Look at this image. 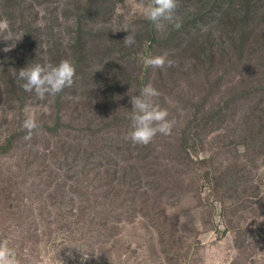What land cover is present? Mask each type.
Listing matches in <instances>:
<instances>
[{"label": "rangeland", "instance_id": "1", "mask_svg": "<svg viewBox=\"0 0 264 264\" xmlns=\"http://www.w3.org/2000/svg\"><path fill=\"white\" fill-rule=\"evenodd\" d=\"M102 1L108 6L125 3L124 0ZM257 1L261 2L177 0V6H183L193 12L192 15L184 16L185 20L179 22L181 14L178 11L179 15L175 13L171 20L159 21L161 27L157 29L145 18L144 8L138 7L141 2L145 8L150 6L151 0H129L140 12L137 16H142L139 18L142 26L137 25L128 12H105L108 8L100 1L27 0V31L23 32L28 41V36L33 40L29 42L31 47L22 46L23 58H31L23 67H32L36 60L41 65H57L61 60H68L79 66L76 73L83 77L88 88L72 85L64 90L62 130L46 133L40 124L34 138L31 134V139H25L28 133L19 145L11 147L7 138L1 143L0 241H8L9 247L15 250L18 264H58V261L90 264L93 260L96 264H105L111 255L120 264H175L173 256L179 247L172 250L161 246L152 237L160 238V232L166 235L162 222L174 221L171 214L180 207H187L186 200L177 193L174 194V210L168 204L173 198L160 195V212L156 216L158 209L154 204L148 220L161 222L147 226L143 222L147 221V210L138 212L128 207V221L117 227L114 221L118 213H88L80 205L90 199L89 195L94 187L101 185L108 170L117 175L115 182L120 185L124 184L129 167L145 164L139 169L141 172L156 162L170 164L174 174L200 190L199 198H194V211L181 219L193 223V230L186 234L190 238L189 261L264 264L262 156L258 167L254 168L249 160L246 161L247 157L238 155L247 152L252 158L260 142L264 145V46L261 54L256 50L250 54L241 52L235 46L239 35L256 43L259 39L264 45V0ZM224 16H229L239 29L228 27L230 22ZM97 17L99 22L95 21ZM242 18L246 22L241 25ZM85 22L96 27L89 30ZM7 31H10L8 27ZM16 33L17 30L15 36ZM128 34L135 37L136 42L131 46L123 41ZM148 38L154 45L165 41L163 46L169 45L174 58L182 60L185 69L197 77L189 76L200 82L199 98L203 93L206 96L205 111H219L223 117L233 114L235 129L228 128L225 123L221 157L217 151L222 140L214 147L204 135L195 136L198 114L193 117L194 99L189 103L185 99L182 101L179 120L174 126L178 137L179 130L190 122L185 131L187 140L176 143L167 135L168 145L160 148L155 156L148 154V145L134 144L130 140L131 124L126 134L112 143L111 128L103 121L99 123L102 111L109 110V105L98 107L108 75H102L106 79L103 82L105 79L100 78L93 65H104L110 71L109 59L119 54L128 56L131 61L132 56L144 53L143 44ZM219 38L224 41L221 47H212L213 40ZM46 42L51 46L44 47ZM209 53L213 66L206 73L205 59ZM6 73L4 67L2 74ZM57 101L50 96L39 99L30 92L23 98L22 105L59 114L62 106ZM124 105L122 102L113 105L110 117L122 119ZM22 110L26 117L31 114L39 123L35 109L22 106ZM211 129L208 126L206 132ZM67 138L73 140L70 150H57L56 141L65 142ZM241 145L244 151H238ZM144 157H150L146 163ZM87 160L90 164L97 162L93 168L91 166L94 171L87 166ZM98 167L100 170L95 174ZM238 170L243 172L241 178L234 177ZM136 174L130 171V176ZM239 187L241 195L237 191ZM249 206L254 207L252 221L246 227L235 228L237 215ZM7 210L12 213L6 214ZM59 221L73 230V241L63 250L60 246L52 251L57 253L56 260H52L48 252L51 241L59 235ZM174 229L175 232L182 230L175 221ZM116 244L118 251L114 248ZM106 247L110 255L103 259ZM73 251L77 257L72 256ZM64 255L71 257V263Z\"/></svg>", "mask_w": 264, "mask_h": 264}, {"label": "trees", "instance_id": "2", "mask_svg": "<svg viewBox=\"0 0 264 264\" xmlns=\"http://www.w3.org/2000/svg\"><path fill=\"white\" fill-rule=\"evenodd\" d=\"M76 1H100L108 11H116V12H128L129 15L136 19V24L142 26V16H137L140 12L133 7L129 0H124L123 5L111 4L108 6L107 2L102 0H76ZM245 3L247 0H244ZM256 2H261L257 1ZM27 0H0V21L6 20L8 23L7 29L0 30V147L1 143L5 141L7 138L8 143L12 147L13 145H19L24 141L25 134H28V131L23 128V122L26 119L25 111L22 110V106L27 109H35L36 118L39 121L38 126L42 124L43 129L46 133H52L59 130H62V119L65 113V105L61 102L65 95L64 89L63 92L55 96L58 100L57 102L62 106V110L60 113H54L48 110L41 109L36 106H25L22 105L23 98L27 97L30 92H25L21 87L23 81L17 79V73L20 68H24L23 64L30 59L23 58L22 46L28 45L31 47L29 42L33 40L30 36H28L29 41L27 40V34H24L23 31H27ZM264 3V2H263ZM181 14V18L179 20H185L184 16L190 17L193 12L188 11L183 6H177L175 11L172 14V17ZM140 18V19H139ZM224 19L230 22V25L227 24L228 27H232L234 30L239 29L238 26L231 20L229 16H224ZM95 21L99 22L100 18L97 17ZM103 21H101L102 23ZM245 19L242 18L240 24L245 23ZM86 25H89V30L96 27L89 22H85ZM263 29V28H261ZM17 30L16 36L14 35ZM22 33V34H21ZM21 34V35H20ZM15 42V43H14ZM152 43V44H151ZM224 43V41L219 38L217 40H213L212 47H221L220 44ZM165 41L162 44L154 45L152 39L149 38L143 44L145 49L144 53L132 56L131 61H129L128 56L125 55H115L109 59L112 64H109V68L111 71L107 69L104 65H93L95 67V71L98 72L101 79H105L102 75L105 73L108 75L107 86L102 88V98L100 99V103L98 107L105 108L109 105L108 112L102 111V116L99 118V123L102 121L104 125L111 128V142L117 143L118 137L121 135H125L128 129V125L131 124L130 121V111L132 109V105L130 103V99L132 96L139 95L142 92V89L146 85H151L155 88L160 95L158 97L153 98V102L158 104L161 108L166 109L169 113V120H174V126L176 122L179 120L180 109L182 101L185 99L188 103L191 99L195 100V103L191 105L193 110V117H197L198 114V123L195 136L204 135L207 140L212 143L214 147L218 145V143L222 140L220 147L217 151L218 157H221V151L224 147L223 145V137H226V125L228 123V128L230 126L233 127V114L227 115L223 117L219 111L210 112L208 109L205 111L203 106L206 101V96L204 93L200 96V82L191 79L190 77L197 78L189 69H185V64L182 60H177L174 58V54L171 51V47L167 45L163 46ZM44 47L51 46L50 42L43 43ZM162 46V48L159 47ZM236 48H238L241 52H247L248 54L253 53L256 50L257 54H261L263 50V43L261 40L255 41L249 39H243L240 35L237 36L236 40ZM5 49H9L5 51ZM155 49V50H154ZM48 52V50H47ZM41 52L40 54H42ZM163 56L166 61L171 60L174 62V66L168 67L167 64L163 69H154L146 65L145 61L148 58ZM39 61H35V64H38ZM55 66V65H53ZM116 67L118 70L114 67ZM206 73L212 65L211 55L210 53L207 55L205 59ZM6 67L7 73L2 74V69ZM79 66L75 65V69L77 70ZM220 69V68H219ZM187 72V75L185 72ZM190 76V77H189ZM82 76L80 74L75 73L73 86L79 88L80 85L84 88H88L85 84V81H82ZM106 79L103 81L105 82ZM196 84H198L196 86ZM20 99V100H19ZM60 101V102H59ZM117 102H122L125 105L123 106V114L122 119L117 117H110V108L117 104ZM126 115L129 117L127 118ZM83 122V120L81 121ZM190 122L182 129L179 130L180 134L177 137L174 132V126L172 132L169 136L173 140H176V143L180 141L187 140L188 134L185 132L188 130ZM208 126H211V130L206 132ZM24 129L27 132L23 133H15L12 130L15 128ZM234 128V127H233ZM235 129V128H234ZM244 134L246 130L243 131ZM33 138L36 137V129L31 133ZM179 141V142H178ZM73 142L72 139L67 138L65 142L62 139L56 141L57 150H61L63 152H67L70 150V145ZM34 143V142H33ZM168 145V136L157 134L156 137L152 140L150 144H148V154L151 156H155L158 150L162 147ZM259 150L257 154L250 158L249 153H238V155L247 157L246 161L249 160L250 164L256 168L258 167L257 162L262 156L261 165L264 166V145L260 142L258 145ZM56 148V147H55ZM239 151V150H238ZM150 158V157H149ZM144 157V162L149 159ZM97 165V162L90 164L87 160V166L91 171V169ZM16 166V165H15ZM144 165H140L138 168L133 167L128 169L127 176L125 177L124 184L120 185L116 184L115 180L117 179V175H112L114 172L112 170L107 171V176L102 181L101 185L98 187H94V191L89 195L90 199L81 203L80 205L84 207V210L88 213H118L117 218L115 219L116 226H120L121 224L128 221V207L133 208L138 212H142L147 210L148 216L147 221H143L144 224H156L161 221H150L148 220L151 217L150 213L152 212V208L154 204L158 211H156V216H158L161 208L160 195H170L173 199L168 202L170 206H172L171 210H174V194L177 193L178 197L186 200L187 207H180L178 211H174L171 214V219L174 220L182 230L175 232L174 229V221H163L161 226L165 228V234L162 232L159 233V237H152L154 241L165 247H170L174 250V247H179L178 253L173 256L175 264H197L196 261H189L187 253L190 251V238L187 233H190L193 230V223L183 222L181 219L187 217L190 213L194 211L195 208V200L194 198H199V188L190 183H187L185 180L178 177L174 174L173 169L170 164H160L154 163L150 166L148 165V170L139 171ZM85 165L83 164L84 169ZM87 167V170H89ZM100 170L98 167L96 172ZM130 171L136 172L137 174L134 176H130ZM242 171L238 170L235 174V178L242 177ZM173 182H171V181ZM238 193L241 195V188H238ZM193 194V196H192ZM252 200L250 196H247ZM2 203L0 202V207ZM254 212V207L249 206L242 213L237 215V221H235V228L237 226L246 227L251 221ZM12 212L8 211L6 214H10ZM59 235L51 241V248L48 252V255L52 260H56L57 253H52L56 248L62 246L67 248L71 242L73 241V230L62 221H59ZM59 239H62L61 242H58ZM29 246L27 243L26 247ZM115 250H119L118 244L114 246ZM36 249V247H35ZM60 250V251H61ZM111 254H113L111 252ZM110 255L109 247H106L103 251V259L107 258ZM72 256L77 257L76 253L73 251ZM64 259L71 263V257L69 255H64ZM76 264H83V261H79ZM90 264H96V261L93 260ZM105 264H120L117 259L111 255L110 260L107 259Z\"/></svg>", "mask_w": 264, "mask_h": 264}, {"label": "clouds", "instance_id": "3", "mask_svg": "<svg viewBox=\"0 0 264 264\" xmlns=\"http://www.w3.org/2000/svg\"><path fill=\"white\" fill-rule=\"evenodd\" d=\"M138 7L144 8L145 18L155 24L157 29L161 27L159 21L171 20L172 14L177 8V0H151V5L144 7L141 3ZM177 28L179 24L175 25ZM6 20L0 21V30L7 29ZM127 46L134 44L135 37L128 34L124 39ZM9 49H5L8 51ZM146 65L154 69H163L174 66V62L165 59L163 56L148 58ZM17 73V79L23 81L21 87L25 92H34L37 98L44 99L46 96L55 97L65 88H70L74 83L76 73L75 66L68 60H61L57 65L35 64L32 67H24ZM160 93L150 84L146 85L139 95L132 96L130 121L131 129L130 140L134 144L146 146L152 142L157 134L170 135L175 121L169 120V113L153 102V98ZM26 116V115H25ZM23 128L28 131L25 139H31V133L37 129L38 125L33 115H28L23 122ZM19 127L13 129L15 133L27 132ZM239 151H244V146H239ZM58 261V260H57ZM0 264H18L15 250L9 247L8 241H0ZM58 264H63L58 261Z\"/></svg>", "mask_w": 264, "mask_h": 264}]
</instances>
